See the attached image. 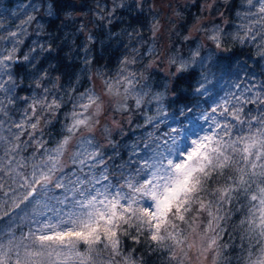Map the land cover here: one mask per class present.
<instances>
[{
    "label": "clouds",
    "instance_id": "obj_1",
    "mask_svg": "<svg viewBox=\"0 0 264 264\" xmlns=\"http://www.w3.org/2000/svg\"><path fill=\"white\" fill-rule=\"evenodd\" d=\"M0 264H264V0H0Z\"/></svg>",
    "mask_w": 264,
    "mask_h": 264
},
{
    "label": "snow or ice",
    "instance_id": "obj_2",
    "mask_svg": "<svg viewBox=\"0 0 264 264\" xmlns=\"http://www.w3.org/2000/svg\"><path fill=\"white\" fill-rule=\"evenodd\" d=\"M77 235H80L79 233H77ZM62 239V237H60ZM49 239H51V237H49Z\"/></svg>",
    "mask_w": 264,
    "mask_h": 264
}]
</instances>
